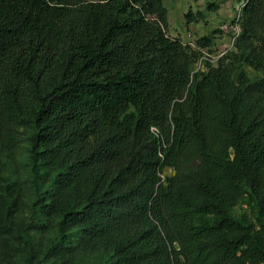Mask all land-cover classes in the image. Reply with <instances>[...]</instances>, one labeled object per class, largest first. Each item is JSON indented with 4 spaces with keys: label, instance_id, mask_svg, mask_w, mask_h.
Segmentation results:
<instances>
[{
    "label": "trees",
    "instance_id": "obj_1",
    "mask_svg": "<svg viewBox=\"0 0 264 264\" xmlns=\"http://www.w3.org/2000/svg\"><path fill=\"white\" fill-rule=\"evenodd\" d=\"M245 4L194 72L215 38L171 37L164 0H0V160L32 128L61 230L112 264H264V0Z\"/></svg>",
    "mask_w": 264,
    "mask_h": 264
},
{
    "label": "rangeland",
    "instance_id": "obj_2",
    "mask_svg": "<svg viewBox=\"0 0 264 264\" xmlns=\"http://www.w3.org/2000/svg\"><path fill=\"white\" fill-rule=\"evenodd\" d=\"M101 1V0H93ZM169 11V35L191 48L211 34V49L202 50L203 59L193 68L215 64L224 52H231L241 33V12L246 0H164ZM204 14V19L188 25V13ZM244 15V14H243ZM253 77L255 74L249 70ZM33 129H19L14 148L0 160V264H112L113 251L83 239L77 229L61 230V214L52 187L54 170L34 167ZM173 175L171 169L164 176ZM236 218H253L248 199L233 210ZM70 238L64 245L63 241Z\"/></svg>",
    "mask_w": 264,
    "mask_h": 264
},
{
    "label": "built area",
    "instance_id": "obj_3",
    "mask_svg": "<svg viewBox=\"0 0 264 264\" xmlns=\"http://www.w3.org/2000/svg\"><path fill=\"white\" fill-rule=\"evenodd\" d=\"M246 7V4L244 3L243 5V9H242V12H241V17L243 16V11H244V8ZM239 36V35H238ZM238 36L234 39V41H236V39L238 38ZM234 44L235 42H233V45L232 47H234ZM228 52H224L221 56H224L225 54H227ZM153 131H156L155 129H153Z\"/></svg>",
    "mask_w": 264,
    "mask_h": 264
},
{
    "label": "crops",
    "instance_id": "obj_4",
    "mask_svg": "<svg viewBox=\"0 0 264 264\" xmlns=\"http://www.w3.org/2000/svg\"><path fill=\"white\" fill-rule=\"evenodd\" d=\"M165 2V1H164Z\"/></svg>",
    "mask_w": 264,
    "mask_h": 264
}]
</instances>
